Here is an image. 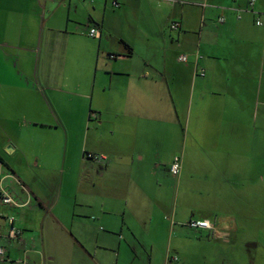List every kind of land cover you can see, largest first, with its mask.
Returning a JSON list of instances; mask_svg holds the SVG:
<instances>
[{"label":"crops","instance_id":"crops-1","mask_svg":"<svg viewBox=\"0 0 264 264\" xmlns=\"http://www.w3.org/2000/svg\"><path fill=\"white\" fill-rule=\"evenodd\" d=\"M66 93L86 146L49 164L25 138L58 131ZM0 123L24 124L0 135V176L30 202L0 201V264H264V0H0ZM177 183L204 215L171 208Z\"/></svg>","mask_w":264,"mask_h":264},{"label":"rangeland","instance_id":"rangeland-1","mask_svg":"<svg viewBox=\"0 0 264 264\" xmlns=\"http://www.w3.org/2000/svg\"><path fill=\"white\" fill-rule=\"evenodd\" d=\"M51 94V93H50ZM59 98H61L63 106H56L55 110L58 112L59 117L61 119V123L57 124L60 125L57 132H54L53 130H34L31 126L28 127L25 130L30 132H33L32 134L28 135L29 138H25V141L29 143L32 147H34L36 150H42L45 154H47L49 164H55L58 160L56 157H53L52 155L58 153V151L62 148H68L70 149V154H77V152L85 148V140L87 137V131L85 129L86 123L80 122V118L82 114L87 110L86 106H77L78 104H82V100L77 98L73 94L66 93L64 96L60 95ZM89 104L88 102H86ZM86 104V105H87ZM51 111V110H50ZM47 123L54 124L53 121H58L56 117L50 118L47 120ZM22 125L24 124H6V123H0V135H2L5 132H11V134H19L22 129ZM32 130V131H31ZM35 131V132H34ZM68 132V134L66 133ZM16 140H18V136L16 137ZM22 140V139H20ZM54 152V153H53ZM89 154H94L89 151H84V157L87 161H92L88 158ZM182 157V156H181ZM59 163V162H58ZM56 168V167H54ZM60 168V167H59ZM58 170H55L56 173ZM62 172V171H61ZM71 172H67L65 177V186L63 189V197H69L70 200L73 201V190H72V177L69 176ZM60 179L62 177V174L58 173ZM215 175V174H214ZM67 180V181H66ZM70 180V182H68ZM194 190V192H190L189 190ZM211 188H207L206 190L209 191ZM215 188L209 191V195L212 197L213 202H210V209H216L218 207V204L216 203V192L214 191ZM194 199H200V188L199 187H191V186H185L184 184L177 183L174 192L173 197L171 201V208L174 209L176 206L179 210H190L188 207H193L194 212L196 215H204V211L201 209H204L205 204H201L199 200H193ZM171 221V216L169 218Z\"/></svg>","mask_w":264,"mask_h":264},{"label":"built area","instance_id":"built-area-1","mask_svg":"<svg viewBox=\"0 0 264 264\" xmlns=\"http://www.w3.org/2000/svg\"><path fill=\"white\" fill-rule=\"evenodd\" d=\"M256 0H249V6H253L255 4ZM221 22H224V18L220 19ZM256 25L257 26H262L263 23L260 19H258L256 21ZM173 30H178L180 28V25L178 23H175L172 25L171 27ZM91 37L93 38H100L101 36V32L100 30H98L97 28H92L90 30V34ZM198 57H200L198 55ZM180 61L183 63H187L188 62V55H182L180 57ZM200 75L202 77L206 76V73L204 70L201 71ZM89 159L92 160H106V157L104 156H100V155H95V154H89L88 155ZM182 169H183V162H182V158L180 156H175L174 160L171 164V168H170V172L174 177H179L182 173ZM0 201L6 205V206H10V207H14V208H24L27 207L29 205V201L27 202H23L20 203L18 202L3 186V180L0 176ZM7 222L9 225V237L16 239L18 238L21 234H22V230L16 227V217L15 216H10L7 218ZM215 226H216V221L212 222L210 220H192L189 223V227L194 228V229H204V230H215ZM7 252L5 250L4 247L0 246V260H3L6 258ZM178 258H176L177 260Z\"/></svg>","mask_w":264,"mask_h":264},{"label":"trees","instance_id":"trees-1","mask_svg":"<svg viewBox=\"0 0 264 264\" xmlns=\"http://www.w3.org/2000/svg\"><path fill=\"white\" fill-rule=\"evenodd\" d=\"M179 24V23H178ZM180 25V24H179ZM171 168V167H170Z\"/></svg>","mask_w":264,"mask_h":264}]
</instances>
